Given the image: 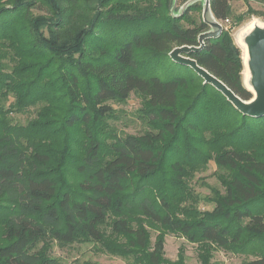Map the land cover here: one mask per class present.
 <instances>
[{
	"label": "trees",
	"instance_id": "trees-1",
	"mask_svg": "<svg viewBox=\"0 0 264 264\" xmlns=\"http://www.w3.org/2000/svg\"><path fill=\"white\" fill-rule=\"evenodd\" d=\"M209 2L217 21L231 17L230 0ZM7 5L0 49L13 67L0 64V264H61L47 251L52 242L94 243L127 264H169L167 234L195 244L200 264H210L214 247L264 264V117L242 115L170 58L175 48L200 46L208 26L182 25L198 5L178 14L172 0ZM184 56L252 99L227 31ZM131 94L141 98L146 130L121 137L109 124L117 119L110 103ZM31 107L33 119L12 122ZM211 160L223 191L202 199L189 181ZM201 200L212 210H199Z\"/></svg>",
	"mask_w": 264,
	"mask_h": 264
},
{
	"label": "rangeland",
	"instance_id": "rangeland-1",
	"mask_svg": "<svg viewBox=\"0 0 264 264\" xmlns=\"http://www.w3.org/2000/svg\"><path fill=\"white\" fill-rule=\"evenodd\" d=\"M10 0H0V8L7 7ZM147 2V1H146ZM231 17L225 22L218 21L224 31H227L235 46L240 50L241 58L243 61V45L241 43V37L244 34L243 31L249 25H258L264 27V5L253 0H230ZM186 2L172 0L170 8V14L174 13V10L178 14ZM198 10L190 11L188 14V21H183L184 27L191 26L190 22L200 24L203 22L202 9L203 1L196 2ZM92 6H96L95 1L91 3ZM110 3L106 6L108 7ZM34 16L43 15L40 10L33 9ZM209 30V27L206 31ZM241 36V37H240ZM2 50V49H0ZM3 58L0 59V64L4 66V72H11L13 62L11 55H8L7 50L1 51ZM244 66L242 70V83L245 86L244 81ZM254 98V96L252 95ZM13 98H8L4 107L13 103ZM117 119L109 121L111 127H113L116 135L124 137L127 135H140L146 127L138 118V110L142 106L141 98L136 94H131L129 98L123 103H110ZM37 108H29L24 114H11L9 117L14 124L25 125L27 121L33 119L36 115ZM221 174L214 163L209 161L204 171L194 174L189 181V186L200 198L208 199L213 196L214 191L222 192L223 189L219 182L218 176ZM214 205L201 200L198 204V209L201 211H211ZM151 242L157 235L156 232L151 231ZM41 245H39L40 247ZM48 253L52 258L57 259L61 264H81L83 262H91L98 264H127V261L120 257L111 256L102 252L97 244L94 243H82L72 244L64 247L59 246L55 242L48 245ZM198 249L195 244H191L186 240L177 236L167 234L164 237V258L172 264L177 261L179 255L183 257V264H200L198 258ZM252 258L246 255L233 254L229 251L214 247L211 250L210 264H242L245 261H249Z\"/></svg>",
	"mask_w": 264,
	"mask_h": 264
},
{
	"label": "water",
	"instance_id": "water-1",
	"mask_svg": "<svg viewBox=\"0 0 264 264\" xmlns=\"http://www.w3.org/2000/svg\"><path fill=\"white\" fill-rule=\"evenodd\" d=\"M199 1H203L202 19L203 23L209 27V30L198 37L199 47L183 46L175 48L170 53V58L174 62L190 68L204 81V84L212 86L221 93L242 115L253 118L264 117V27L253 25L252 32L244 33L241 37V43L245 47L248 56L249 66V78L245 83V88L254 96L251 100L244 101L221 81L199 67L194 60L184 56L190 52L198 51L205 39L216 38L223 30L210 11L209 0H188L180 12L182 13L189 5Z\"/></svg>",
	"mask_w": 264,
	"mask_h": 264
},
{
	"label": "bare ground",
	"instance_id": "bare-ground-1",
	"mask_svg": "<svg viewBox=\"0 0 264 264\" xmlns=\"http://www.w3.org/2000/svg\"><path fill=\"white\" fill-rule=\"evenodd\" d=\"M252 29H253V25H249L245 31H243L244 33H248V32H252ZM241 37V36H240ZM243 66H244V71H243V74H244V81L246 83V81H248V78H249V66H248V56H247V53H246V50H245V47H243Z\"/></svg>",
	"mask_w": 264,
	"mask_h": 264
}]
</instances>
